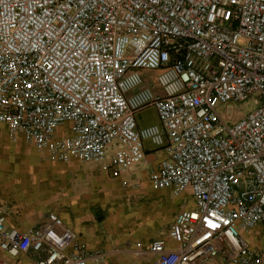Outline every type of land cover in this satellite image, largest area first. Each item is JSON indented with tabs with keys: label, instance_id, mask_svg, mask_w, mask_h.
Masks as SVG:
<instances>
[{
	"label": "built area",
	"instance_id": "built-area-1",
	"mask_svg": "<svg viewBox=\"0 0 264 264\" xmlns=\"http://www.w3.org/2000/svg\"><path fill=\"white\" fill-rule=\"evenodd\" d=\"M148 108L158 121L140 126ZM0 124L50 162L115 177L146 161L147 143L162 149L151 188L193 207L134 252L149 264H262L247 235L264 226V0H0ZM1 253L98 258L54 211L20 230L0 209Z\"/></svg>",
	"mask_w": 264,
	"mask_h": 264
},
{
	"label": "crops",
	"instance_id": "crops-1",
	"mask_svg": "<svg viewBox=\"0 0 264 264\" xmlns=\"http://www.w3.org/2000/svg\"><path fill=\"white\" fill-rule=\"evenodd\" d=\"M152 83L155 84V79L152 80ZM151 110L154 109L148 108L137 114L140 126L157 122L152 116ZM4 133L5 127L0 126V148L5 147L7 150L13 148L20 154L23 152L30 154L32 150L41 163L48 165L49 168L52 167L48 177L42 179L32 178L27 175L30 171H19L16 169L17 167L15 168L16 175L13 174L12 177L9 175L10 171H6L7 175H3L0 186L4 184V188L9 187L8 191H5L8 196L3 198L4 200L0 196V209L7 217V225L10 228L27 230L41 222L48 212L54 211L67 226L77 233L85 249L98 256L95 260L91 259L89 264H149L150 255L138 256L134 252L137 247L136 243L142 242L143 245H147L152 241L150 239L152 236L166 234L178 211L187 206L181 204L177 212L162 216V210L167 207L166 200H164L165 195L172 193V190L157 191L159 200L149 203V200L143 196L145 187L148 188L149 179L148 182H143L138 191V197L141 198L140 206L133 208L132 212H124L121 207L112 204L124 193L121 183L128 185L137 179L144 180L149 175L150 169L147 172L144 166L155 167L164 156L162 149L147 146L148 154L145 162L134 170L124 173L122 177H115L105 170L102 164L96 162H44L45 160L30 143L31 146L25 144L22 135L19 136V143H12ZM24 160L29 162V156L24 155ZM14 164L11 161H6L2 166L13 168ZM149 186L151 187L150 183ZM113 190H116L115 197L112 195ZM1 194L2 192H0ZM140 210L147 211L148 215L146 214L144 220L135 222V225L130 228L131 233L137 232L140 227H146L149 231L150 228L155 227L154 232L147 239L140 238L145 232H142L140 237L135 238L133 235V240L126 239L116 228L121 227L124 218H131ZM159 214L162 218L155 222ZM112 225H115V230ZM257 236H263V239H259ZM247 239L253 247L261 252L263 255L262 264H264V226L259 225L253 229L248 233ZM0 264L19 263L17 260L4 258L3 261L0 260Z\"/></svg>",
	"mask_w": 264,
	"mask_h": 264
},
{
	"label": "rangeland",
	"instance_id": "rangeland-1",
	"mask_svg": "<svg viewBox=\"0 0 264 264\" xmlns=\"http://www.w3.org/2000/svg\"><path fill=\"white\" fill-rule=\"evenodd\" d=\"M145 75L147 76V73ZM238 107L240 108V110L243 111V113H249L251 110H253L254 105L252 102L247 101V102L243 103V105L240 104ZM151 112L153 113L152 116L154 117V119L158 121L156 112L154 110L153 111L151 110ZM0 126L5 127L2 124H0ZM4 134L6 137L10 138L12 143H19L18 142L19 136H17V137L11 136L6 127H5V133ZM24 142H25V144L31 146L25 140H24ZM147 146L155 148L149 143H147ZM35 151L37 152L36 149H35ZM30 152H31L30 154L29 153L24 154V152H23V154H20V153L16 152L13 148H11L10 150H7L5 147L0 148V183L3 181V175L4 174L7 175L6 171H10L9 175L11 177L13 174L16 175L15 174V168L16 167H17L16 169H18L19 171H21V170L22 171L23 170L30 171V173H27V175L31 176L32 178L42 179V178L48 177L49 172L52 171V167L49 168L48 165H44L43 163H41V161L39 159H37L38 158L37 155L35 156L34 153L32 152V150ZM37 153L40 155L39 152H37ZM24 155L29 156V159H30L29 162H25ZM41 158L44 159L42 156H41ZM44 160H45L44 162H50L46 159H44ZM6 161H11L13 164L15 163L13 168L3 167L2 164H3V162H6ZM102 167L105 169V167L103 165H102ZM144 168H145V171H147V172L149 171V169L150 170L152 169L151 167H147V166H144ZM19 176H20V174H19ZM144 181L148 182V176L145 177L144 180L137 179L136 181L132 182L131 184L129 183L128 185H123L121 183L120 185L123 187L122 189L124 190V193L122 191L123 194L120 195V197H118L114 201V203H112V204H115L117 207H121L124 212H132V210H134L133 208L140 206L139 202H140L141 198H140V196L138 197V191L141 189ZM3 185L0 186V192H2V194L0 196H1L2 200H4L3 198H6L8 196V193H6L5 191H8L7 188H9L8 186H6V181H5V186H6L5 188L3 187ZM145 190H147V191H145ZM144 192H145L144 193L145 195H143V196L146 197V200L147 199L149 200V203L152 201L159 200V197L157 196V191L153 190L149 186V183H148V188L145 187ZM164 200H166L167 207L162 210V216L171 215L175 211L177 212V209L181 206V204H186L188 207H193V201L188 194L175 195L173 193H170V194L165 195ZM146 214H147V211H141L140 210L136 215H133L131 218L130 217L127 219L124 218L121 227L119 226L118 228H116V230L119 233H121L126 239H131V240H133V235L136 238V237H140L142 232H145V234L140 238H146L147 239L148 236L153 234L155 227L150 228V231L146 227H140L137 230V232H133V233H131V230H130V228L135 225L136 221L144 220V218H146ZM136 216L138 217V220H136L137 219ZM159 216H160V214H159ZM158 217L156 218L155 222L161 220V218H162L161 216L159 218ZM112 227L115 230V225H112ZM254 229H256V228H254ZM252 231L253 230H251L250 232H252ZM129 232H130V234H129ZM159 237L160 236L155 235V236H152V238H150V239L154 240V239L159 238ZM257 237L259 239H263V236H257ZM146 239H144V240H146ZM146 242H148V241H146ZM137 243H139V242H137ZM4 258L7 259L9 257L6 254L1 253L0 254V260L3 261Z\"/></svg>",
	"mask_w": 264,
	"mask_h": 264
},
{
	"label": "bare ground",
	"instance_id": "bare-ground-1",
	"mask_svg": "<svg viewBox=\"0 0 264 264\" xmlns=\"http://www.w3.org/2000/svg\"><path fill=\"white\" fill-rule=\"evenodd\" d=\"M109 193V192H108ZM116 190L112 191V195L115 197ZM118 193V192H117Z\"/></svg>",
	"mask_w": 264,
	"mask_h": 264
}]
</instances>
